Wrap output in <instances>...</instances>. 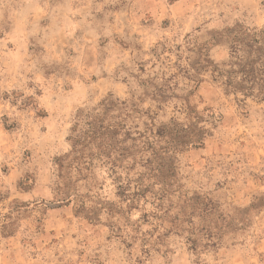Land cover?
Wrapping results in <instances>:
<instances>
[{"label":"rangeland","instance_id":"374dc122","mask_svg":"<svg viewBox=\"0 0 264 264\" xmlns=\"http://www.w3.org/2000/svg\"><path fill=\"white\" fill-rule=\"evenodd\" d=\"M235 25L261 28L264 0H0V264H264V99L225 93L209 71L190 104L218 117L177 155L178 192L119 202L97 166L78 194L114 216H83L77 196L54 193L79 110L110 96L157 123L183 118L188 64L225 60L220 35ZM207 229L221 233L214 246Z\"/></svg>","mask_w":264,"mask_h":264},{"label":"trees","instance_id":"16d2710c","mask_svg":"<svg viewBox=\"0 0 264 264\" xmlns=\"http://www.w3.org/2000/svg\"><path fill=\"white\" fill-rule=\"evenodd\" d=\"M220 37L229 45L225 60L214 62L206 56L195 64H188L191 71H187L193 84L182 97L183 107L176 109L183 118L157 123L155 113L149 108L142 110L128 99L110 96L95 106L79 110L67 137L68 151L54 158L55 201L68 203L77 196L78 214L99 216L107 209L108 214L114 216L113 203L92 206L78 194L81 182L88 185L94 181L97 166L106 167L113 176L119 202L135 205L141 199H164L178 192L180 186L174 169L177 155L188 148L202 146L209 131L205 125H214L218 117L209 108L198 110L196 104H190L201 81L200 75L209 71L211 79L220 84L225 93L264 99V25L261 28L235 25L227 28ZM162 95L153 92L152 98L161 102ZM137 165L142 170L135 172V178L129 177V172ZM158 184L161 186L156 193L154 187ZM156 195L160 196L157 198ZM182 196L186 206H192V198H188L187 193ZM187 232L190 249L195 250L193 231ZM203 235L207 240L205 245L214 246L217 244L214 239L221 238V233L211 229Z\"/></svg>","mask_w":264,"mask_h":264}]
</instances>
